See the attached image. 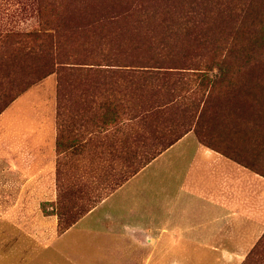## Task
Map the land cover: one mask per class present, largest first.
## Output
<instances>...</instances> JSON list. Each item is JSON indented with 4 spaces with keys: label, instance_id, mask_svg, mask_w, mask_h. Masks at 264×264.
I'll list each match as a JSON object with an SVG mask.
<instances>
[{
    "label": "rangeland",
    "instance_id": "1",
    "mask_svg": "<svg viewBox=\"0 0 264 264\" xmlns=\"http://www.w3.org/2000/svg\"><path fill=\"white\" fill-rule=\"evenodd\" d=\"M62 2L58 16L67 19L54 43L45 37L13 36L40 29L38 0H0V114L50 77L48 84L55 83L61 104L59 148L73 147L62 157L57 172L56 201L41 204L47 218L37 220L36 257L30 264H236L225 250H212L214 242L204 237L212 211L209 200L178 198L175 190L181 168L198 161L190 154L205 146L231 148L226 153L234 160L226 158L240 166L238 177L244 179V225L256 232L243 236L247 241L251 238L242 264H264V239L257 243L264 234V48L239 55L251 59L249 66L225 70L215 85L218 99L199 128L194 112L181 113L180 108L165 105L177 96L192 100L207 94L210 83L201 86L194 75L205 71L207 62L220 56L227 65L245 62L236 52L249 49L253 25L264 26V0H255L247 15L238 19V36L228 33L235 16L226 17L222 6L203 11L192 32L183 24L186 16L181 7L162 6L149 25H139L137 12L129 21L115 18L107 2L78 0L69 7L66 0ZM6 32L12 33L5 36ZM154 34L180 47L161 53L165 60L161 71L173 75L155 88L144 80L156 69L137 67L140 62L150 66ZM208 74L222 77L216 67ZM176 80L182 89L172 85ZM188 133V144H181L184 150L162 155L166 146ZM257 178L258 199L257 187L252 188ZM161 185L171 191V210L158 206Z\"/></svg>",
    "mask_w": 264,
    "mask_h": 264
},
{
    "label": "crops",
    "instance_id": "2",
    "mask_svg": "<svg viewBox=\"0 0 264 264\" xmlns=\"http://www.w3.org/2000/svg\"><path fill=\"white\" fill-rule=\"evenodd\" d=\"M50 80V77L46 78L40 87L22 93L0 114V264H21L22 261L30 264L33 255L35 260L37 220L47 218L41 211V204L56 201L57 172L62 157L73 149L59 148L62 138L58 110L61 104L55 83L48 84ZM189 137L191 134H186L162 155L172 149L181 152L186 148L181 144ZM182 155L186 156L184 152ZM190 155L198 156V161L188 163L187 168L179 171L181 182L175 188L178 198L209 200L212 211L208 214L204 237L214 242L212 250H225L228 256L236 259V264H242L248 254L245 246L251 238L247 241L243 236H253L256 232L244 225L246 200L241 191L244 179L239 178L237 172L240 166L221 153L204 147H195ZM255 182L252 188L254 191L257 187L258 199L260 179ZM161 186L162 200L158 206L166 210L172 206L171 191ZM254 196L253 193L252 206ZM251 208L253 211L254 207ZM45 229L48 234L49 229ZM233 236L236 240L230 244L229 241L235 239Z\"/></svg>",
    "mask_w": 264,
    "mask_h": 264
},
{
    "label": "trees",
    "instance_id": "3",
    "mask_svg": "<svg viewBox=\"0 0 264 264\" xmlns=\"http://www.w3.org/2000/svg\"><path fill=\"white\" fill-rule=\"evenodd\" d=\"M67 1V5L66 6H70V5H75V3L78 2V0H66ZM81 2L84 0H80ZM86 2L89 1H93V0H85ZM98 2H107L108 4H111L110 8L112 9V12H114V17L115 18H120L122 20H131L133 17H135V12L138 13V15L135 18V23L139 24V25H143V24H150V19L152 18H156L157 15L159 14V10L162 6L164 7H169L171 9H176L177 7H181V11L184 12L185 10V16H183V18L185 19L184 21V26L186 28V30L188 31H195L197 29V23H196V18L203 14V11L205 10H212L213 8L216 9H220L221 6L226 8V17L231 18L235 16V24L233 27H228V33L230 34H234L232 36H235V34L238 36L239 35V30H240V25H239V20L240 18H244L247 13L249 12V10L252 8V6L255 3V0H227V3H224V0H221V2H219V0H96ZM38 15H39V24H40V29L38 30H31V31H27V32H17L15 33L13 36H21V37H35V38H41V37H45V38H50L51 41L54 43H57V36L60 35L62 36L61 32L63 30L64 26H60L61 23L64 24V22L66 21L67 18L65 17H60L58 16L59 14V8L63 5L62 0H38ZM123 5L124 8L122 11L118 12L117 11V7ZM135 6V10L133 9L134 12L129 13L128 10L131 9L132 7ZM51 10V13L49 14H44L43 11L44 10ZM138 9V11H137ZM209 18V16H207V19ZM221 21L225 22L226 24L227 21L223 16H220ZM172 22V21H171ZM173 25V24H172ZM60 26V27H59ZM50 27V28H49ZM59 27V28H58ZM173 27L170 28V32L173 31ZM253 30L251 32V44L249 45V49H245V48H240L236 53L238 55V59H245L241 56H239L242 52H254L255 49L258 46H261L262 48H264V26H262L260 28V26L256 29V26L253 25L252 26ZM221 32H225L221 31ZM220 32V33H221ZM12 33V32H11ZM11 33L6 32L5 36H9ZM219 33V34H220ZM58 34V35H57ZM207 36H209L207 34ZM152 39V43H151V49L154 50V56L149 58V62L151 63L150 66H142V62H140L137 67H153L154 69H156L153 72L147 73V80H144L146 82H148L150 84V86L155 85V87H157V85L162 84L165 80L169 79L170 76H172L173 74L171 73V71H161L163 70L164 66V59H160L161 53L164 51H173L175 49V47H178V45L174 46L173 43H170L168 39L166 38H156V35L154 34L153 36H151ZM180 47H178L179 49ZM222 51V49H219ZM232 50V49H229ZM228 53H230V51H228ZM262 54L264 55V53L262 52ZM219 55H217L218 57ZM68 57V58H67ZM67 61H70V56H67ZM247 59V60H246ZM245 62H239V60H236L234 62H232L230 65L225 64V57H221L215 58L213 60H211L210 62H207L203 67L204 70H200L201 73H197L194 74L196 75L200 82V85L203 86L205 83H210V88L209 91H207V94L205 93L203 96H201L200 98H193L192 100H189L191 97L184 95L180 98H178V96L176 98H174L171 101L165 102V105H169L168 107L171 108H180V110H182L181 113H189V112H194L197 119H196V124L195 127L199 128V123L201 122V120L205 117V115L210 112L211 107L213 106V101L215 102L218 98L215 93V85L219 84L222 79L225 76V70L227 68H230L231 70H238L241 67H247L249 66V64H251V59L246 58ZM178 60H175L174 62H176ZM173 62V63H174ZM65 64L67 66H73L76 63L75 62H65ZM114 66H123L122 64H116ZM217 68L219 70V73L222 74V77H217L213 74H211V77L215 76L216 79L214 80H210L211 77H209L208 72H212V70L214 68ZM170 68V67H169ZM173 69H175L174 67H172ZM196 70V69H195ZM156 81H160V82H156ZM166 83V81L164 82ZM173 86H176L178 89H182L183 88V84L180 83L178 80L173 81L172 82ZM168 89V86H165V91ZM164 91V92H165ZM218 97L221 96L220 92L218 91ZM178 98V99H177ZM170 103H172V105L170 106ZM221 107V106H220ZM264 112V110H263ZM192 114V113H191ZM175 143V142H174ZM169 144L167 147L171 146L172 144ZM209 149H212L216 152L221 153L222 155L231 158L228 156V153H226V151L231 148H226L224 150L219 149L217 147L213 148V147H208L205 146ZM233 159V158H231ZM234 160V159H233ZM263 235V236H262ZM259 238V240L257 241V243H259L262 239H264V234H262ZM261 243V242H260ZM259 243V244H260ZM257 245V244H256ZM255 245V247L253 248L254 250L257 248ZM259 246V245H258ZM252 254L254 253L253 251H251ZM250 252V253H251Z\"/></svg>",
    "mask_w": 264,
    "mask_h": 264
}]
</instances>
